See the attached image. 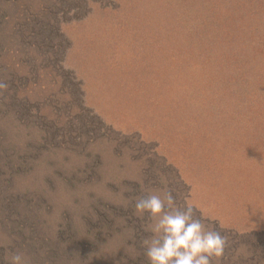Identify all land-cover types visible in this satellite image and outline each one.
Instances as JSON below:
<instances>
[{
    "label": "rangeland",
    "instance_id": "obj_1",
    "mask_svg": "<svg viewBox=\"0 0 264 264\" xmlns=\"http://www.w3.org/2000/svg\"><path fill=\"white\" fill-rule=\"evenodd\" d=\"M0 264H150L171 190L264 264V0H0Z\"/></svg>",
    "mask_w": 264,
    "mask_h": 264
},
{
    "label": "clouds",
    "instance_id": "obj_2",
    "mask_svg": "<svg viewBox=\"0 0 264 264\" xmlns=\"http://www.w3.org/2000/svg\"><path fill=\"white\" fill-rule=\"evenodd\" d=\"M7 88L0 81V90ZM134 208L153 221L149 226L153 235L142 241L150 264H212L213 258L223 256L226 238L205 226L192 202L178 205L171 190L137 197ZM10 264H24L23 253L12 254Z\"/></svg>",
    "mask_w": 264,
    "mask_h": 264
}]
</instances>
